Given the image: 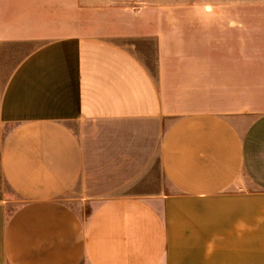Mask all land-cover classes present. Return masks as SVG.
Instances as JSON below:
<instances>
[{"label": "crops", "instance_id": "obj_1", "mask_svg": "<svg viewBox=\"0 0 264 264\" xmlns=\"http://www.w3.org/2000/svg\"><path fill=\"white\" fill-rule=\"evenodd\" d=\"M0 264H264V11L0 0Z\"/></svg>", "mask_w": 264, "mask_h": 264}, {"label": "rangeland", "instance_id": "obj_2", "mask_svg": "<svg viewBox=\"0 0 264 264\" xmlns=\"http://www.w3.org/2000/svg\"><path fill=\"white\" fill-rule=\"evenodd\" d=\"M143 17H178L264 11V0H98ZM248 17V16H244ZM246 22V20H244ZM249 22V21H248Z\"/></svg>", "mask_w": 264, "mask_h": 264}]
</instances>
